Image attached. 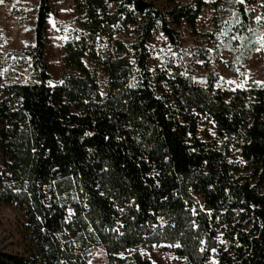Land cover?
<instances>
[{"label":"trees","instance_id":"1","mask_svg":"<svg viewBox=\"0 0 264 264\" xmlns=\"http://www.w3.org/2000/svg\"><path fill=\"white\" fill-rule=\"evenodd\" d=\"M224 1L212 6L221 10ZM71 2V22L82 30L62 45L59 82L48 84L43 59L49 0H37L31 50L0 52V80L12 74L3 73L6 63L31 72L28 82H0V202L23 212L31 240L27 255L0 250V264H88L72 239L61 238L66 228L99 248L103 264H152L137 248L153 244L174 246L182 264H207L215 248L218 264H264V85L230 89L207 69L218 52L205 46L193 48L203 84L183 60L155 74L148 67L156 34L178 53L182 25L218 38L219 28H196L206 1ZM236 9L232 28L245 35L250 11L241 2ZM98 67L107 76L103 99ZM201 116L216 133L210 144L197 136ZM233 146L243 164L229 160ZM219 226L226 249L215 236Z\"/></svg>","mask_w":264,"mask_h":264},{"label":"rangeland","instance_id":"2","mask_svg":"<svg viewBox=\"0 0 264 264\" xmlns=\"http://www.w3.org/2000/svg\"><path fill=\"white\" fill-rule=\"evenodd\" d=\"M152 1L158 8L164 7V0ZM205 1L206 6L199 15L196 28L200 34L219 28L218 38L209 39L207 36L202 35L193 36L189 28L182 25L179 40L183 51L178 53L164 36L156 34L149 41L150 57L148 67L150 72L155 74L157 70L164 69L165 65L174 59L183 60L190 75L203 84L205 69L202 65V59L194 56L193 48L205 46L210 51L218 52V60L210 61L207 69L212 70L224 79L230 89L241 88L238 85L245 87L250 81L261 82L260 84L264 85V46H262L264 45V41H262V38H264L262 20L264 17L260 13L261 0H243L241 2L250 11L249 31L245 35L237 34L236 30L232 28V24L238 21L236 4L240 0H225L221 10L214 9L212 6L214 0ZM49 2L52 10L47 17L46 46L43 59L51 76V81L48 84L53 86L60 81L63 73L62 45L72 30L81 31L82 27L77 21L71 22L75 17L71 0H49ZM36 10L37 0H0V36L2 38L0 52L2 54L31 50L34 39ZM257 17L261 19L258 21ZM53 22L55 26H53ZM229 40L238 42L237 46L230 44ZM84 62L90 69H93L88 59H85ZM8 69L11 70L12 74L2 76L0 82L8 78L21 83L30 80L31 72L27 67L12 62L3 66V73H6ZM95 72L99 82L100 96L103 99L107 92V76L100 67L95 68ZM197 136L208 144L214 142L216 138L212 122L204 116L200 117ZM217 143V146H219L220 142ZM228 158L232 162L243 164V159L234 146L230 148ZM2 165L0 158V166ZM200 202L202 203V200ZM72 215V207L68 206L66 218L68 223L71 222ZM215 236L222 249L229 247L221 226L217 228ZM61 238L63 240L72 239L76 250L87 254L88 264L104 263V254L99 248L92 247L88 243H81L79 239L70 234L68 228L63 231ZM30 244L31 240L23 212L12 204L0 202V250L27 255ZM137 249L148 257L152 264L183 263V259L175 254L174 246L169 244L141 245ZM132 251L133 249L120 252L118 256L125 257L131 254ZM207 264H218L217 248L211 250Z\"/></svg>","mask_w":264,"mask_h":264},{"label":"snow or ice","instance_id":"3","mask_svg":"<svg viewBox=\"0 0 264 264\" xmlns=\"http://www.w3.org/2000/svg\"><path fill=\"white\" fill-rule=\"evenodd\" d=\"M240 2H243V0H240ZM256 19L259 21L261 18L260 17H257ZM50 22H52V21H50ZM53 26H55L54 25V22H53ZM65 39H66V37H65ZM262 41H264V38H262ZM262 46H264V45H262ZM257 51H259V49H257ZM257 83H261V82H257ZM238 87H242V85H238ZM89 135H90V133H89ZM213 251H215V250H213Z\"/></svg>","mask_w":264,"mask_h":264}]
</instances>
